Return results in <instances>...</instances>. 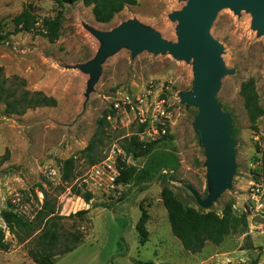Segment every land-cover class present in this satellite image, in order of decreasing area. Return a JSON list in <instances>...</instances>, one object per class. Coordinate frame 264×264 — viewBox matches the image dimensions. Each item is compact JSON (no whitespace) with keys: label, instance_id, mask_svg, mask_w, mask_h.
I'll list each match as a JSON object with an SVG mask.
<instances>
[{"label":"rangeland","instance_id":"rangeland-1","mask_svg":"<svg viewBox=\"0 0 264 264\" xmlns=\"http://www.w3.org/2000/svg\"><path fill=\"white\" fill-rule=\"evenodd\" d=\"M136 1L108 23L98 22L92 6L83 1L64 4L60 37L50 43L33 32L12 34V19L27 6L41 20L55 18L54 0H0V66L5 76H17L27 90L56 100L55 107L28 110L21 116L7 114L0 103V264H35L29 251L44 224L37 219L45 200L46 209L58 216L89 211L83 222L61 221L64 233L80 230L85 234L76 249L55 257L53 264L264 263V150L260 146L264 140V32L258 31L254 14L246 8L238 14L220 9L211 22L209 33L222 48L220 63L231 72L221 77L215 99L230 116L234 169L228 187L203 208L197 199L206 202L219 179L206 168V151L194 126L198 109L180 97L192 91L194 61L168 52L133 53L122 40L98 63L95 76L89 68L103 46L97 34L128 20L165 42L179 40L178 22L171 15L181 11L187 0ZM248 81L263 111L254 123L240 94ZM123 94L147 98L145 122L137 113L111 111L110 102ZM155 100L163 101L169 116L166 134L157 139L164 140L148 157L127 156L123 146L131 137L143 146L157 141L146 136ZM105 114L102 134L95 138L97 123ZM111 154L119 176L121 163L139 170L152 157L165 164L151 181L132 180L117 183L116 189L90 190L84 183L89 171ZM69 158L74 160L75 178L63 181L60 162ZM164 188L194 210L222 215L229 206L234 216L245 219V226L218 245L206 243L199 252L190 253L172 233L161 198ZM84 192L91 194L90 201L85 202ZM9 210L29 226L14 223L9 227L3 219ZM142 215L144 238L137 230Z\"/></svg>","mask_w":264,"mask_h":264},{"label":"trees","instance_id":"trees-1","mask_svg":"<svg viewBox=\"0 0 264 264\" xmlns=\"http://www.w3.org/2000/svg\"><path fill=\"white\" fill-rule=\"evenodd\" d=\"M58 8L55 18L39 19L32 11L31 6L25 7L18 15L12 19V34L20 32L30 33L43 36L48 42L53 43L60 37V20L61 8L64 4L75 1H83L87 6H92L95 19L100 23H108L119 12L127 6H135L136 0H54ZM240 94L243 98L244 107L251 123H254L263 111L258 105L257 94L253 83L248 81L241 87ZM0 103L5 107L9 115L21 116L28 110H34L44 107H55L56 100L53 97L45 95L40 91H29L25 88V81L17 76L6 77L2 66H0ZM106 114L98 121L95 138L102 134L103 124ZM159 139L146 146L140 144L136 137H131L123 150L127 156L148 157L160 142ZM92 144L89 145V149ZM93 164V162H91ZM72 158L60 162V171L63 181L75 178L73 175ZM164 161L157 162L154 158L149 157L142 169L137 170L135 167L126 166L121 163L123 169L117 178V183L127 184L135 180L139 183L148 182L154 179L156 172ZM161 198L164 208L168 215V221L174 237L181 243L183 248L190 253L199 252L206 243L214 245L220 244L223 239L230 233L237 231L245 226V219L238 218L232 214L231 208L226 207L222 215L215 212H202L187 207L181 201L177 200L168 188L161 192ZM91 194L84 192L85 202L90 201ZM89 213L88 209L79 210L68 216H58L52 209H46V200L44 201L41 211L38 213L37 222L42 224V229L34 241L29 255L35 264H53V259L57 256L68 254L82 243L84 234L80 230L74 232H65L62 230L61 221L67 218H77L84 221ZM4 222L11 227L16 223L18 226H29L21 217L9 210L3 214ZM144 215L140 219V225L137 227L141 237L144 238L145 231L141 224L144 223ZM32 230L38 231L33 226ZM136 264H153V262H138ZM155 264V263H154ZM170 264V263H159ZM264 264V263H263Z\"/></svg>","mask_w":264,"mask_h":264},{"label":"water","instance_id":"water-1","mask_svg":"<svg viewBox=\"0 0 264 264\" xmlns=\"http://www.w3.org/2000/svg\"><path fill=\"white\" fill-rule=\"evenodd\" d=\"M223 8L236 14L246 8L255 16V27L260 33L264 32V0H187L181 11L171 15L178 22L179 40L176 43L165 42L155 32L143 30L135 21L128 20L110 32L97 34L103 46L89 64L95 76L98 63L122 40L128 43L133 53L140 50L156 54L168 52L180 60L194 61L192 91L182 93L180 97L183 103L198 109L194 126L206 151V168L211 177L219 179L206 202L197 199L203 208L209 207L228 187L234 169L230 116L221 110L215 99L221 77L231 72L220 63L222 48L209 33L213 18Z\"/></svg>","mask_w":264,"mask_h":264},{"label":"built area","instance_id":"built-area-1","mask_svg":"<svg viewBox=\"0 0 264 264\" xmlns=\"http://www.w3.org/2000/svg\"><path fill=\"white\" fill-rule=\"evenodd\" d=\"M147 106V98H141L139 96L132 97L129 95H121L113 99L109 107L111 111L118 114L124 113H137L142 122H145L144 109ZM147 111V110H146ZM145 111V112H146ZM152 125L146 136L149 141L157 140L158 138L166 134L165 122L169 119L167 112L163 108V101L155 100L152 103ZM142 137V135H141ZM260 146L264 150V140L260 143ZM88 179L84 183L90 190H96L99 188L116 189L117 177L119 176V167L114 165L112 154L104 159L101 163L94 165L89 171Z\"/></svg>","mask_w":264,"mask_h":264}]
</instances>
